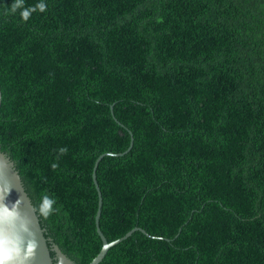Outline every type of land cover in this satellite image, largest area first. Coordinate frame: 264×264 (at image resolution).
Returning <instances> with one entry per match:
<instances>
[{"label": "trees", "instance_id": "1", "mask_svg": "<svg viewBox=\"0 0 264 264\" xmlns=\"http://www.w3.org/2000/svg\"><path fill=\"white\" fill-rule=\"evenodd\" d=\"M0 87L1 151L76 264L125 128L100 227L153 238L101 264H264V0H0Z\"/></svg>", "mask_w": 264, "mask_h": 264}, {"label": "water", "instance_id": "2", "mask_svg": "<svg viewBox=\"0 0 264 264\" xmlns=\"http://www.w3.org/2000/svg\"><path fill=\"white\" fill-rule=\"evenodd\" d=\"M2 96L0 87V108L2 106ZM111 110L115 121L121 127L125 128L116 119L114 106ZM125 129L131 136L128 150L119 154H103L97 159L94 165L93 181L99 197L96 229L97 234L102 240L103 248L90 264H101L112 248L131 238L136 232H142L147 237L153 238L145 230L135 228L124 237L114 242H109L100 227L103 195L97 179V170L105 157L120 158L128 155L132 151L135 143L134 135L129 129ZM9 188L11 189L10 194L7 193ZM4 240L14 241L16 243L18 259L19 261H23L24 258H27L26 264H76L61 250L53 239L47 238V232L41 225L40 216L32 203L15 162L3 153L0 148V247L3 246L2 242ZM8 246L11 247V244ZM29 248H31V251H29Z\"/></svg>", "mask_w": 264, "mask_h": 264}, {"label": "clouds", "instance_id": "3", "mask_svg": "<svg viewBox=\"0 0 264 264\" xmlns=\"http://www.w3.org/2000/svg\"><path fill=\"white\" fill-rule=\"evenodd\" d=\"M40 11L44 10V5L41 3L37 6ZM22 15L27 18L29 15V12L25 10ZM11 189L9 188L7 190V193L10 194ZM15 203V202H13ZM55 204V200L51 197L44 196L41 199L40 204V213L41 215L47 216L52 213L53 205ZM7 207V205H5ZM11 244V247L8 245ZM2 247H0V264H26L27 258H24L23 261H19L18 255H17V247L16 243L14 241L4 240L2 242ZM29 251H31V248H29Z\"/></svg>", "mask_w": 264, "mask_h": 264}]
</instances>
